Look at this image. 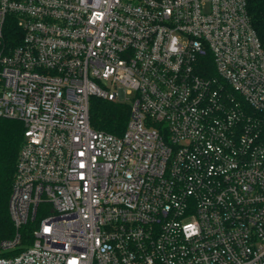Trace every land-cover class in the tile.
<instances>
[{
	"label": "built area",
	"instance_id": "1",
	"mask_svg": "<svg viewBox=\"0 0 264 264\" xmlns=\"http://www.w3.org/2000/svg\"><path fill=\"white\" fill-rule=\"evenodd\" d=\"M94 98L129 105L121 135ZM0 118L24 127L2 250L37 220L0 264H264L246 0H0Z\"/></svg>",
	"mask_w": 264,
	"mask_h": 264
},
{
	"label": "trees",
	"instance_id": "2",
	"mask_svg": "<svg viewBox=\"0 0 264 264\" xmlns=\"http://www.w3.org/2000/svg\"><path fill=\"white\" fill-rule=\"evenodd\" d=\"M247 12L264 49V0H246ZM129 117V105L124 102H110L94 98L90 107V123L96 130L121 135ZM24 127L21 122L0 118V244L14 236L10 221L8 202L14 181L18 153L23 143ZM37 220L29 222L20 231L21 244L14 251L7 252L0 246V257L20 253L32 244V231Z\"/></svg>",
	"mask_w": 264,
	"mask_h": 264
},
{
	"label": "rangeland",
	"instance_id": "3",
	"mask_svg": "<svg viewBox=\"0 0 264 264\" xmlns=\"http://www.w3.org/2000/svg\"><path fill=\"white\" fill-rule=\"evenodd\" d=\"M105 84V86H108V84L107 83H104Z\"/></svg>",
	"mask_w": 264,
	"mask_h": 264
}]
</instances>
